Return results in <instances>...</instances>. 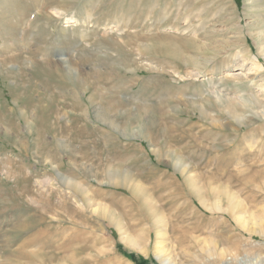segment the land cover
Listing matches in <instances>:
<instances>
[{
	"label": "rangeland",
	"instance_id": "obj_1",
	"mask_svg": "<svg viewBox=\"0 0 264 264\" xmlns=\"http://www.w3.org/2000/svg\"><path fill=\"white\" fill-rule=\"evenodd\" d=\"M262 47L264 0H0V264H264Z\"/></svg>",
	"mask_w": 264,
	"mask_h": 264
},
{
	"label": "bare ground",
	"instance_id": "obj_2",
	"mask_svg": "<svg viewBox=\"0 0 264 264\" xmlns=\"http://www.w3.org/2000/svg\"><path fill=\"white\" fill-rule=\"evenodd\" d=\"M47 7V6H46ZM55 9V12L57 13V14H59V15H62V11L64 10V8H61V6L60 7H56V8H54ZM55 17V16H54ZM57 18V17H56ZM148 47H150V46H148ZM148 48H146V50H147ZM149 50V49H148ZM260 50L262 51V52H264V47H262V48H260ZM148 53V52H147ZM263 54V53H262ZM142 60V59H141ZM49 62L50 63H48L49 64V66H48V68L50 69V72H54V73H57V74H59L60 76L62 75L63 77H65L66 76V73H65V70H64V68L63 67H61L60 66V63L59 62H56V61H54V60H49ZM39 63H42V65H45L43 62H39ZM70 63V62H69ZM72 63V62H71ZM152 64V63H151ZM39 65V67H40V64H38ZM195 68H197L198 70H195V72H199L200 71V66H199V64H197L196 66H194ZM70 69H71V67H70ZM130 70V69H129ZM133 70V69H132ZM174 71H176V72H179L178 74L179 75H181V76H184L183 75V71H181V70H174ZM187 72H188V75H193L195 72H194V68H191V69H189V70H187ZM67 77V76H66ZM67 79V78H66ZM231 80V79H230ZM78 84V83H77ZM76 84V85H77ZM63 86H65V85H63ZM79 86H80V84H79ZM51 87V86H50ZM77 86H75V89H77L76 88ZM80 88V87H79ZM87 88H85V89H83V93H82V95H84V97L85 96H87ZM78 91V90H77ZM61 94H63V93H61ZM65 94V93H64ZM69 96H72L73 98H77V99H79L78 97H77V94L75 93V91H74V93L72 92V93H70L69 92ZM66 96V95H65ZM64 96V97H65ZM63 97V98H64ZM92 99V98H91ZM61 112V111H60ZM117 116H118V114H117ZM28 130V129H27ZM41 137V136H40ZM40 139V138H39ZM20 144V143H19ZM15 171V170H14ZM7 172V171H6ZM69 181L72 183V184H77L75 181H73V180H71V179H69ZM124 182V181H123ZM189 183H191V185L192 186H195V184H196V181L195 180H191V182H189ZM24 185V184H23ZM22 185V186H23ZM29 185V184H28ZM78 186V185H77ZM82 187V186H81ZM139 188V187H138ZM136 190H137V188H136ZM139 190V189H138ZM191 193V192H190ZM191 195V194H190ZM42 196V195H41ZM43 198V197H42ZM35 199V198H34ZM36 201V200H35ZM38 202V201H37ZM36 207V206H35ZM233 209V208H232ZM95 211H97V208H95L94 209ZM100 214H101V217H103V218H108L109 219V221H110V223H111V221H113L114 223L116 222L117 223V226H120L121 225V222L118 220V218L115 216V214L114 213H112L111 211H110V209L109 208H107V207H101V212H100ZM234 214V213H233ZM107 220V219H106ZM23 226V225H22ZM166 227V226H165ZM26 228V227H25ZM121 229V228H120ZM157 230V229H156ZM18 232V231H17ZM159 232V231H158ZM148 233V232H147ZM163 232H161V234H162ZM39 234H41L40 232H39ZM37 237V236H36ZM39 238H40V235H39V237H38V240H39ZM35 240V239H34ZM31 242V241H30ZM21 246V245H20ZM156 247H157V250H158V252H159V256H160V258H161V260L162 261H164V260H166V257H163V249H164V246H163V241H161V240H158L157 241V243H156ZM39 248V247H38ZM60 248V247H59ZM231 249V248H230ZM38 250V249H37ZM165 251V250H164ZM23 255V254H22ZM52 255V254H51ZM50 255V256H51ZM49 256V255H48ZM49 256V257H50ZM53 256V255H52ZM170 262V261H169ZM169 264H172L171 262L169 263Z\"/></svg>",
	"mask_w": 264,
	"mask_h": 264
}]
</instances>
